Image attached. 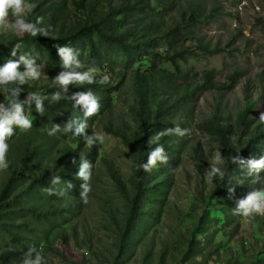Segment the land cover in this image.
<instances>
[{
    "label": "rangeland",
    "instance_id": "374dc122",
    "mask_svg": "<svg viewBox=\"0 0 264 264\" xmlns=\"http://www.w3.org/2000/svg\"><path fill=\"white\" fill-rule=\"evenodd\" d=\"M193 1L202 3L206 11L215 6L216 14L212 20L187 28L184 33H203L213 45L227 48L231 55L221 53L205 58H189L185 62L178 60L177 66L161 61L160 68L173 72L177 67L190 72L216 69L220 80L239 69L242 75L227 95L228 110L235 112L237 103L243 100L244 86L249 81L253 97L259 102L257 111L264 113V0H177L174 5L169 0H152L156 7L153 15L161 27L167 29L174 21L180 20V9H186ZM69 15L76 13L72 11ZM24 35L17 33L11 25L6 29L0 28V66L9 59L18 60L21 54H31L36 58L41 76L39 80L30 82V86L41 90H46L48 84L55 86L49 67L61 62L55 51L57 48L54 46L44 54L39 53L24 41ZM16 43H21V48L13 57L11 49ZM174 44L173 40L162 41L161 53L165 55ZM187 45L192 50L196 48L193 43ZM126 63L121 52L111 50L106 63L91 68L98 76L109 78V83L101 85L103 90L108 91L109 100L101 105L97 115L91 117L94 132L102 135L104 142L100 143L88 181L91 186L88 203L82 202L80 192L84 181L76 175L72 179V188L61 180L57 189L63 190V195H50L48 188L36 184L30 194L12 206L16 211L4 214L7 223H15L8 227L19 235L15 237L6 230H0V258L4 250H9V264H23L26 254L32 249L30 258L34 260L40 256V264H163V260L165 264H264V216L234 214L237 200L248 194L241 181L233 178L215 188L214 177L211 176V163L221 155L216 144L209 142L198 127V123L212 112L214 95L209 90L196 92L191 100L179 103L167 115L166 129L180 125L189 129L190 135H164L170 142L167 151L169 160L167 164H158L153 168L158 177L145 201V216L140 230L126 244L125 255L117 260L119 240L110 211L122 221L126 217L128 202L109 175L104 159L107 158L119 169L131 189L133 151L121 137L106 132L105 125L112 123L114 127L124 128L130 135L138 129L131 109L135 76L151 68L149 59L129 68ZM55 87L59 92L60 88ZM7 99V93H2L0 102ZM26 114L32 121L35 119L32 112ZM52 127L50 123H38L35 129L50 131ZM21 132L17 129L7 141V157L19 154ZM55 136L59 143H71L61 132ZM199 140L203 142L210 161L205 184L200 182L192 163V148ZM44 149L54 159L57 157V148L46 145ZM221 160L224 168L225 161L222 157ZM7 176L8 170H0V189ZM259 176L263 184L261 190H264V170ZM229 188L234 191L230 193ZM200 190L204 191L203 199L198 196ZM213 191L215 194H212ZM22 206L32 207L24 209ZM39 207L48 212V217L34 214L33 209ZM192 240L198 243L196 252L190 251Z\"/></svg>",
    "mask_w": 264,
    "mask_h": 264
},
{
    "label": "trees",
    "instance_id": "16d2710c",
    "mask_svg": "<svg viewBox=\"0 0 264 264\" xmlns=\"http://www.w3.org/2000/svg\"><path fill=\"white\" fill-rule=\"evenodd\" d=\"M176 2L177 0H169L171 5ZM26 3L35 5L28 19L35 21L37 17H42L43 24L39 27L48 28L51 35L32 37L25 33L24 41L42 54L56 44L78 50L81 55L77 58L85 68L76 71L82 72L103 65L108 61L111 50L119 51L125 56L128 68L146 59L151 61L150 70L138 72L135 76L134 102L131 109L138 129L130 135L124 128L114 127L112 123L105 125L106 132L121 137L133 151L131 189L119 169L107 158L104 159L109 175L128 202L126 217L122 221L117 220L114 212L110 211L119 240L117 260L125 255L126 244L131 242L140 230L145 216V201L149 198L153 182L158 177V172L154 173L153 169L151 172H145L139 167L147 162L148 152L157 146L156 144L148 146L147 141L168 127L167 115L172 113L176 105L188 102L198 91L209 90L214 95L211 103L212 112L198 123V127L209 142L216 144L219 154L225 161L223 169L226 175L223 179L214 177L215 188L227 184L233 178L241 181L246 193L263 188L261 181L253 183L255 174L248 175L246 168L241 169L238 164L231 162L232 156L237 154L245 160L260 158L264 154V122L259 120L261 115L257 111L259 102L253 97L249 81L244 86L243 100L237 103L235 112L228 110L227 95L236 86L238 78L242 75L241 71L236 69L226 75L224 80H220L217 78L219 72L216 69L190 72L177 67L173 72L160 68L161 61L177 66L178 60L185 62L189 58H205L221 53L231 55L227 48L213 45L203 33H184L187 28L212 20L216 14L215 6L206 11L202 3L193 1L186 9L184 7L180 9V20L163 29L153 15L156 7L152 0H26ZM72 11L76 15L70 16L69 13ZM167 40H173L175 44L164 55L160 51V45L162 41ZM188 43L195 44L197 52L189 48ZM60 63L49 67L51 76L55 77L63 70ZM100 78L97 74V80ZM56 89L52 84H48L46 90L34 89L30 83L24 86V91L20 94L21 100L33 92L50 98L44 101L46 109L44 116L35 112L33 104L31 112L35 117L33 120L35 126L38 123H50L63 127L70 117L83 118L82 110L74 108V102L70 99L51 100L53 95L59 93ZM88 90L100 98L101 105L108 102V91L103 90L99 83L70 84L67 95ZM1 95L2 93L0 97ZM35 126L27 133L21 132L19 154L14 157L8 155L10 161L8 176L0 189V230H6L15 237L19 232L8 227L9 224L15 223H7L4 214L16 211L12 206L30 194L36 184L48 189H57L60 184H52V177L56 176L66 184L68 181L72 183L78 172L81 153L94 163L100 148V143L86 147L87 143L83 138L64 132H61V135L71 143H59L55 135L50 136L49 131L35 129ZM88 126L87 132L91 135L94 132L91 118L88 119ZM159 144L163 145L166 152L170 149L168 148L170 142H167L165 136L161 137ZM46 145L57 148L58 154L55 159L45 151ZM73 159L76 160L75 164L72 163ZM192 163L200 182L205 184L210 161L201 140L192 148ZM212 194H215V191ZM198 196L200 199L205 198L204 191L200 190ZM22 207L25 209L32 206ZM33 210L38 217H48V212L40 207ZM197 247L198 243L192 240L190 251L196 252ZM10 256L11 252L4 250L0 264H9Z\"/></svg>",
    "mask_w": 264,
    "mask_h": 264
},
{
    "label": "clouds",
    "instance_id": "9594fccd",
    "mask_svg": "<svg viewBox=\"0 0 264 264\" xmlns=\"http://www.w3.org/2000/svg\"><path fill=\"white\" fill-rule=\"evenodd\" d=\"M35 5L26 3V0H0V28H8L11 25L19 34L26 33L32 37L42 35L49 37L50 31L46 27H39L43 24V18L37 17L35 21L29 20L28 17L32 15ZM57 52L61 58L60 67L63 69L53 79V84L59 86L61 91L53 95L51 100L70 99L73 101V107L82 110L83 118L75 117L68 120V122L61 127L59 124H54L49 135H55L57 132L72 133L76 137H81L89 145L103 143L102 135L93 132L88 134L87 129L88 119L97 115L100 111V98L91 90L75 92L72 95H67L68 86L73 85H91L99 83L101 85L109 83L107 76H102L97 80V73L94 69L84 71H76V69L85 68V65L77 57L78 50L56 44ZM21 48V43H16L11 49V56H16L18 50ZM41 70L36 62V58L31 54H21L18 60L9 59L6 63L0 66V93H7L8 99L0 102V170H7L10 161L7 158L9 151V144L7 141L12 138L17 129L23 132H29L33 127V121L26 114L34 109L40 116H44L46 109L44 101L50 98L39 93H31L23 100L20 99V94L24 91V86L32 81L39 80ZM63 94V95H61ZM259 120L264 122V113H261ZM164 135H176L185 137L190 135V130L181 128L180 125L168 128L163 132L157 133L154 137L148 139V146L156 144L147 155V162L139 165L145 172H151L158 164H167L169 160L168 153L159 141ZM239 150L237 151V153ZM231 162L238 164L241 169H247L248 175H255L253 183L260 181L259 173L264 170V156L260 158H250L245 160L239 154L232 156ZM73 164L76 160L73 159ZM93 163L85 158H80L78 172L76 176L84 181L82 183L80 197L83 203H88V195L91 191V186L88 181L92 176ZM226 171L222 168V160L218 155L211 163V176L223 179ZM61 178L56 176L52 180L53 185H59ZM68 188H72L70 181L67 183ZM234 189L229 188L232 193ZM50 195H63V190L56 188L48 189ZM233 213L243 217H253L255 215L264 216V190L254 189L248 193L244 198L237 200V207L233 209ZM32 249L26 254L23 264H40L41 257L37 256L34 260L31 259Z\"/></svg>",
    "mask_w": 264,
    "mask_h": 264
}]
</instances>
